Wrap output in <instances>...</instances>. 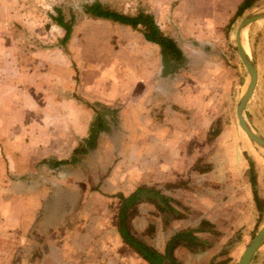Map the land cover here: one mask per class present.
Wrapping results in <instances>:
<instances>
[{
	"label": "crops",
	"instance_id": "1",
	"mask_svg": "<svg viewBox=\"0 0 264 264\" xmlns=\"http://www.w3.org/2000/svg\"><path fill=\"white\" fill-rule=\"evenodd\" d=\"M147 1L150 7L142 12L153 17L161 32H170L174 29L171 20L176 17H186V14L194 11L218 15L224 6L229 8V14L235 15L242 0ZM8 8L11 11V6ZM14 29L17 30L16 25ZM25 30L28 29L25 27ZM10 44L13 47L16 43L10 41ZM138 44L136 70L131 69L133 63L127 71L125 65L122 81L112 83L115 89L107 88L102 92L96 88L101 81L94 80L92 84V80L88 82L80 75L72 79L70 74L67 75L68 79L58 76L53 86L49 83V77H46L47 83H43L39 89L38 85L30 81L28 72L19 70L23 59L12 54L3 59L0 69L9 67V75L4 74L3 77L11 81L8 94H0V157L5 159V167L0 171L5 180L0 186V217L3 218L0 223L7 225L6 229L17 234L18 238L26 240L27 264H162V253L159 251L151 249L154 253L153 256L149 254L152 263L141 258L135 251L137 243L147 245L146 237H143L145 241H138L123 229L119 233L104 232L91 226L87 228L86 225L91 222L103 224L104 219L75 216V211L70 213L68 207L62 210V205L50 201L54 191L61 193V199L65 192L70 195L87 187L89 195L109 193L105 188H110L123 192L124 198L136 190L134 194L147 191L162 200H139H155L163 205L168 197L158 194L156 190L163 182L175 181L184 182L185 186L176 188V195L172 194V198L178 201L175 198L182 195L192 196L197 201L193 209L199 212L198 223L245 222L258 211L249 184L248 160L244 174L231 176L224 168L214 166L195 170L192 154L181 153L182 156L177 151H169L178 142L173 140L167 123L173 114L176 118L180 116L179 112L187 115L188 111L186 113L182 111L184 107H180V104L186 106L190 97L187 84L178 89L174 85L175 91L172 93L163 89L162 61L158 47L143 40ZM163 96L165 102L172 97L171 105L175 107L169 105L170 102L164 104ZM177 96L180 98L178 105ZM96 104L113 112L112 116L105 119L119 123L120 138L98 134L95 147L86 149L77 160L69 163L73 150L87 139L93 120L89 106ZM162 111L166 115L159 118L157 113ZM182 123L193 121L187 118ZM181 144H185L183 139ZM172 154L173 158L170 157ZM56 162L64 164L55 165ZM182 162H185V169L181 166ZM39 169L44 173L42 176H39ZM97 176H101L99 182ZM255 176L254 171L256 197L263 201L264 191ZM142 185L148 187L141 188ZM91 186L96 190L91 191ZM189 197L184 198L185 202L191 200L192 197ZM82 207L84 205L81 202L77 208ZM31 230H35V233ZM0 231H4L1 224ZM176 234H185L188 239L173 245L168 263L219 264V256L211 260L213 251L209 248L210 239L204 240L201 235L190 231ZM216 238L214 240L219 247L222 239L219 237L216 241ZM30 244L35 246H31L32 250L28 247ZM17 251L18 245L14 241L0 244V257L10 254L9 264H12V257ZM176 252H180V255ZM256 253L249 264H252Z\"/></svg>",
	"mask_w": 264,
	"mask_h": 264
},
{
	"label": "rangeland",
	"instance_id": "2",
	"mask_svg": "<svg viewBox=\"0 0 264 264\" xmlns=\"http://www.w3.org/2000/svg\"><path fill=\"white\" fill-rule=\"evenodd\" d=\"M95 1L125 15H134L136 11H144L150 7L147 0H0V67L3 65V59L12 54L23 59L19 70L28 72L30 81L38 85L39 89L43 83H47L46 77H49V83L53 86L57 83L58 76L68 79L69 74L72 75V79L80 75L88 82L92 80V84L94 80L101 81L96 87L98 92L107 88L115 89L116 86L112 83L122 81L125 65L127 71L133 63L131 69L136 70L138 43L142 39L137 32L128 27L85 15L84 7ZM229 4L230 1L227 6ZM10 6L11 11L8 8ZM55 9L62 12L66 23H71L70 38L64 45L60 43L63 31L50 19L55 16ZM228 9L226 6L222 7L220 11L222 13L218 15L194 11L186 14V17H176L171 20L174 29L170 32L162 31L176 41L187 58V66L181 70L176 69V74L173 67L165 68L162 65V87L172 93L175 91L174 85H177L178 89L187 84L190 95L186 106L180 104L181 108L184 107L182 111L186 113L188 111L187 115H181L179 112L180 116L177 115L176 118L173 114L167 123L173 140L178 142L173 144L169 151H177L180 153L178 155L182 156L181 153L192 154L195 170L214 166L224 168L231 176L244 174L248 160L256 172V180L260 182L264 191V152L249 142L239 129L234 115L235 104L244 92L248 78L237 57L233 41L239 20L250 13L264 10V0L253 1L238 17L229 14ZM183 21L185 22L181 23ZM15 25L17 30L14 29ZM10 41L16 43V47L15 45L11 47ZM245 42L247 56L255 69L256 82L244 107L243 118L253 133L264 139V19L250 24L245 29ZM4 69H0V94L7 95L11 80L3 77L4 74L9 75V67ZM118 87L121 89V86ZM179 99L177 96V105ZM162 101L166 105L170 102L171 105L173 98L169 97L168 102H165L163 96ZM90 107L104 119L113 114L111 110H105L99 104ZM162 113L163 111L158 112L157 116L162 118L166 115ZM187 118H191L193 123H182ZM109 120L110 123H105L104 129L98 134L120 138L119 123H111L112 119ZM182 139L185 144H181ZM96 142L95 138L94 146ZM158 151H161L159 146ZM170 157L173 158L174 154ZM4 161L5 159L0 157V171L5 167ZM181 166L185 169V162H182ZM38 173L39 176L44 174L40 169ZM97 178L99 182L101 176ZM3 183L5 180L0 175V186ZM163 183L156 190L158 194L168 197L166 201L168 203L165 202L163 205L155 200L138 199L131 201L129 205L127 202L125 208L116 197L122 196L123 192L105 188L109 193L89 195L88 187L78 189L77 193L70 195H66L65 192L62 199L59 195L61 193L54 191L51 193L50 201L54 200L56 205H62V210L66 207L70 209H68L70 213L74 210L75 216L104 219L103 224L96 225L91 222L86 225L87 228L97 227L100 231L119 233L123 229L137 240H144L143 237H146L147 241H144L147 245L144 246L162 254L169 238L176 232H195L204 240L210 239L209 248L213 251L211 260L219 256V264H236L256 231L264 225V207L262 211L255 212V215L252 213L253 216L245 222L198 223L199 212L193 209L197 201L193 200L192 196L182 195L175 198L179 202L172 198V194L176 195L175 189L184 187L185 183L175 181ZM144 187L148 186H141ZM89 188L91 191L96 190L94 186ZM186 197L192 198L185 202ZM81 202L84 207L78 209ZM197 209L203 210L200 207ZM2 219L0 217L1 221ZM0 224L4 230L0 231V244L14 241L18 245V251L12 257V264L16 262L27 264L26 240L7 230V225ZM207 236L210 237L206 238ZM212 236H217L216 241L221 237L222 244L219 247ZM31 246L35 247L30 244L28 246L30 250ZM177 253L180 255V252L175 254ZM9 256L10 254L2 255L0 264H9L11 262ZM253 263L264 264V241L258 248Z\"/></svg>",
	"mask_w": 264,
	"mask_h": 264
},
{
	"label": "trees",
	"instance_id": "3",
	"mask_svg": "<svg viewBox=\"0 0 264 264\" xmlns=\"http://www.w3.org/2000/svg\"><path fill=\"white\" fill-rule=\"evenodd\" d=\"M255 0H242L241 3L238 5L235 17L241 15V13L250 7L251 3ZM55 16L50 17V19L54 22V24L63 31V36L60 40L61 45H64L68 39L70 38L71 34V23H66L63 19V14L59 9H55ZM83 12L85 15L99 20H106L118 25L127 26L132 31L138 33L141 39L145 42L151 43L156 45L159 50V55L161 57L163 67L171 66L174 68V73L178 70V68L183 69L187 66V58L185 57L183 51L177 46L176 42L170 38L168 35L162 33L157 25L154 22V19L151 15H148L141 10L136 11L134 15H125L113 10H110L99 2L95 1L88 4L84 7ZM177 69V70H176ZM89 108L93 111V120L91 122L89 133L87 139L82 142L78 147H76L72 155L69 159V163L74 162L77 160V156L83 154L85 150H91L94 146L95 138L97 137L98 133L104 129L105 123H110L103 116H100L93 107ZM64 164V162H56L55 165ZM248 172H249V184L251 186L252 197L257 207L258 211H261V202L256 197V193L254 190L255 182H254V171L250 162H248ZM138 193V192H137ZM134 194L129 195L128 197L124 198L121 195H116L117 199L121 201V206L127 207L130 203V200H134ZM264 204V203H263ZM123 208V209H125ZM123 232H121L122 234ZM133 247V246H131ZM135 247V246H134ZM133 247V248H134ZM135 251L139 254L141 258L146 260L149 263H152L151 256H153V252L151 249L146 248L144 245L137 243V247L134 248ZM150 254V255H149ZM170 264V263H168Z\"/></svg>",
	"mask_w": 264,
	"mask_h": 264
},
{
	"label": "water",
	"instance_id": "4",
	"mask_svg": "<svg viewBox=\"0 0 264 264\" xmlns=\"http://www.w3.org/2000/svg\"><path fill=\"white\" fill-rule=\"evenodd\" d=\"M262 19H264V10L256 13H250L242 17L235 28V32L233 36L234 46L236 48L237 57L241 65L245 69L248 81L244 92L240 95L239 99L235 104L234 115L239 129L244 133V135L247 137L249 142L252 145H254L257 149L264 152V139L253 133V131L249 128V126L247 125V123L243 118L244 107L249 97L251 96L255 86L256 74L252 63L249 60V57L247 56V54L245 53V51L241 46V32L245 30L250 24ZM133 197L134 200L139 198H154L159 201L162 200V198L159 197L158 195H155L154 193L147 191L138 192L134 194ZM131 201L133 200H130V202ZM187 239L188 236L185 234H176L169 239L165 248V257L168 261H170L169 255L173 245L178 241H184ZM263 241H264V225H262L256 231L253 238L250 240V242L248 243V245L245 247L244 251L240 255L236 264H249L252 256L261 246Z\"/></svg>",
	"mask_w": 264,
	"mask_h": 264
},
{
	"label": "bare ground",
	"instance_id": "5",
	"mask_svg": "<svg viewBox=\"0 0 264 264\" xmlns=\"http://www.w3.org/2000/svg\"><path fill=\"white\" fill-rule=\"evenodd\" d=\"M241 46H242L243 50L245 51V53L247 54V46H246V42H245V30H243L241 32Z\"/></svg>",
	"mask_w": 264,
	"mask_h": 264
},
{
	"label": "flooded vegetation",
	"instance_id": "6",
	"mask_svg": "<svg viewBox=\"0 0 264 264\" xmlns=\"http://www.w3.org/2000/svg\"><path fill=\"white\" fill-rule=\"evenodd\" d=\"M176 243H177V242H176ZM161 257H162V258H161L162 264H168V261H167V259H166V257H165V253H163Z\"/></svg>",
	"mask_w": 264,
	"mask_h": 264
}]
</instances>
